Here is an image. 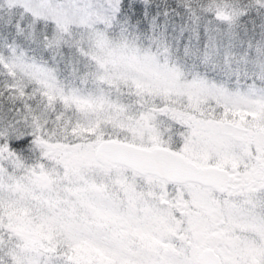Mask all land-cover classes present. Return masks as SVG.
Segmentation results:
<instances>
[{
    "label": "snow or ice",
    "instance_id": "6c2138e0",
    "mask_svg": "<svg viewBox=\"0 0 264 264\" xmlns=\"http://www.w3.org/2000/svg\"><path fill=\"white\" fill-rule=\"evenodd\" d=\"M0 264H264V0H0Z\"/></svg>",
    "mask_w": 264,
    "mask_h": 264
}]
</instances>
